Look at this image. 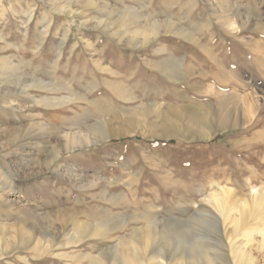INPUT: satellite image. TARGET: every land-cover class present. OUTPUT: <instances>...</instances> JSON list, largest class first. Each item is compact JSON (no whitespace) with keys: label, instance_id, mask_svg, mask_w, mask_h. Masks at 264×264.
<instances>
[{"label":"rangeland","instance_id":"374dc122","mask_svg":"<svg viewBox=\"0 0 264 264\" xmlns=\"http://www.w3.org/2000/svg\"><path fill=\"white\" fill-rule=\"evenodd\" d=\"M83 1L0 0V78L14 106L0 100V230L56 238L71 233L67 212L101 222L84 216L93 208L108 238L40 257L18 245L0 264H88L78 257L108 255L144 232L152 241L142 264H264L255 231L264 221V0H95L93 10ZM154 25V42L130 38ZM101 129L107 138L96 144ZM74 134L91 142L66 150ZM224 195L219 212L213 198ZM244 204L250 215L233 232Z\"/></svg>","mask_w":264,"mask_h":264},{"label":"bare ground","instance_id":"6f19581e","mask_svg":"<svg viewBox=\"0 0 264 264\" xmlns=\"http://www.w3.org/2000/svg\"><path fill=\"white\" fill-rule=\"evenodd\" d=\"M69 1L70 0H67V2H69ZM96 1L95 0H84L83 3H84L85 7H88V8L93 10V8L97 9V7H98V3ZM69 4H70V2H69ZM60 7H62V6H60ZM69 9H70V7H69ZM71 10H64L63 9V11H65L66 14L68 13L69 15L72 14V12H73V11L71 12ZM58 12L61 13L60 11H58ZM109 17H106L105 20L99 22L98 24L99 25L102 24L103 27H107L108 25H110L109 24V21H110ZM126 17H127V15H124V14L122 16H119L118 19H117V22L118 23L124 22L126 20ZM219 20H220L221 25L226 27V28L233 29L234 26H235V21L229 16L220 15ZM124 25H126V24H124ZM140 27L141 26L138 27L139 29H135V30L131 31V34H130L131 35L130 36L131 39H135L137 37L138 38L140 37L141 38L140 45H142V46H144V45H146V44H148L150 42H154L155 39H157L156 37L158 36V33H159L157 26L154 25L150 30H148V28H146V30H141ZM263 28H264V26H263ZM184 37H186V35ZM135 41H136V39H135ZM84 66H85V64H84ZM13 69H14V66L10 65L9 71L11 72V71H13ZM163 71L168 73V70L166 68H164ZM8 81L9 80L7 78H0V82L2 83V86H0V100H1V103H3V105L8 107V109L14 111V109H13L14 106L12 105V101H9V99H8L9 96H11L13 94L11 88L7 85ZM75 81H76V79H75ZM18 85L22 86L21 87V91H22V89H25L27 87L26 85L22 84L21 81L18 82ZM36 85H37V87L39 89L46 90L45 91L46 93L47 92L50 93V92H53V91L56 92V91H59V90L60 91H62V90L65 91V89H66L63 85H58L57 83L56 84L55 83L54 84H51V83L43 84V83H40V82L39 83L36 82ZM116 90H117L118 94H120V95L124 94V91L120 88V86H118V87L116 86ZM38 103H40L42 106H44V107H46L48 109L49 108L50 109L59 108V107L64 105V102H61L59 99H42ZM20 107L21 106L18 105L16 109H20ZM190 119H191V117H190ZM198 120H199V118H192V121H198ZM97 134L99 135L98 137L100 138V140L99 141L95 140L96 144H97V142H100V141L103 142L104 140H106L107 137L105 135L104 130L101 129L100 131H97ZM64 139H65L64 148L66 150L81 149V148H84L87 145H89V143L91 142L90 141V137L88 135H77V134L76 135L74 134L72 136H68L67 135ZM95 141H94V143H95ZM224 196H222V197L215 196L213 198L212 205H214L219 210V212L220 211H224L225 208H228V205H227L226 200H225L226 196L225 197ZM255 198L256 197H252L250 199V201L253 202V204L254 203L257 204V203L262 202V199L260 197H257V199L255 201H253ZM247 207L248 206H246L245 204L243 206H241L240 207V211H239L240 214H239L238 218H235V219L232 220L231 223L233 224V228H232L233 232H237L240 228H242L246 224L247 219H248V217L250 215V211L247 210ZM233 208H235V207H231V209H233ZM102 210L101 211H97V210H94L93 208H91V209H89V210L84 212V216L88 220L89 219L101 220V222L98 221V222H96L94 224L92 223L91 225H89V223L88 224L84 223V221L82 223L77 222V220H76V217L78 216L77 212H74V211L67 212L66 211L67 214H68L67 215V219H63V220H65V223L69 222L71 233L69 232L70 234H68V233L67 234H62V236H58L56 238H51V239H43L41 237L36 236L34 232L30 231L24 225H21V227L19 229V233H20V238L21 239L18 240V241L15 240L14 238H10V237L5 236V234L0 230V256L6 255V254H10V253H13V252L15 253V251H17L16 248H17L18 245H23V246H27V247L31 246L30 250H31V252H33V256L40 257L44 253H46V254L47 253L54 254V253H58L59 251H63V250L69 249V248H74V247H76L77 244H79L83 240H85L87 238H90V237H94V238L97 237V238H101V239H107L108 238V230L106 229L107 228L106 227V223H103V221H102V218L104 217V214H105ZM82 215H83V213H82ZM61 217H64V216L62 215ZM261 227L262 228L260 230L256 229L255 231L256 232L258 231L260 233V235L262 236V242L264 243V221L261 224ZM65 231H66V229H65ZM251 234H252L251 231L245 232V234H244V237H245V240H246L245 245H247L251 241ZM151 241H152L151 232H144L143 236L139 237V239L137 241H134V240L123 241V239L120 240L119 244H117L118 247L116 249H114L113 251H111L108 255H104V254H99L98 253L96 256H91L90 254H85V255H80L78 258L81 259V258L89 257L90 260H89L88 264H142V259H141V256L139 254V251L142 248L145 249V248L149 247L150 246L149 244L151 243ZM169 241H171L170 238H169ZM176 244H179V243H176ZM194 246H197V244L192 245V247H194ZM18 249H20V247ZM22 250H24V249H22ZM237 252L240 255L241 259L244 258L245 256H247L243 252V250H240V251H237ZM68 255L69 254H66L65 257H67ZM62 256H64V255H62ZM191 258L194 259L193 256ZM206 258L207 259H205V260H206L207 264H211L214 261L213 258L211 259V258H209L207 256H206ZM184 259H186V258H181L180 264H185L186 263ZM153 260H154L153 258L150 259V261H153ZM160 264H162V263H160Z\"/></svg>","mask_w":264,"mask_h":264}]
</instances>
